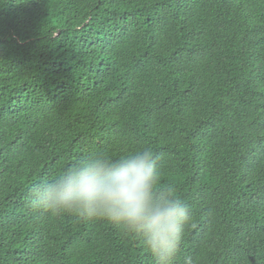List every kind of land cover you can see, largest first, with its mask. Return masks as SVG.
<instances>
[{
    "label": "trees",
    "instance_id": "1",
    "mask_svg": "<svg viewBox=\"0 0 264 264\" xmlns=\"http://www.w3.org/2000/svg\"><path fill=\"white\" fill-rule=\"evenodd\" d=\"M156 154L190 208L174 264H264V0H0V264H154L31 188Z\"/></svg>",
    "mask_w": 264,
    "mask_h": 264
},
{
    "label": "clouds",
    "instance_id": "2",
    "mask_svg": "<svg viewBox=\"0 0 264 264\" xmlns=\"http://www.w3.org/2000/svg\"><path fill=\"white\" fill-rule=\"evenodd\" d=\"M159 176L150 146L115 160L91 154L34 185L27 204L52 215L109 221L138 237L154 264H174L191 211L173 186L160 184Z\"/></svg>",
    "mask_w": 264,
    "mask_h": 264
}]
</instances>
